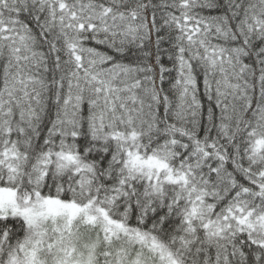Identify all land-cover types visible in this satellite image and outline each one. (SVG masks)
<instances>
[{"label":"snow or ice","instance_id":"snow-or-ice-1","mask_svg":"<svg viewBox=\"0 0 264 264\" xmlns=\"http://www.w3.org/2000/svg\"><path fill=\"white\" fill-rule=\"evenodd\" d=\"M0 264H264V0H0Z\"/></svg>","mask_w":264,"mask_h":264}]
</instances>
